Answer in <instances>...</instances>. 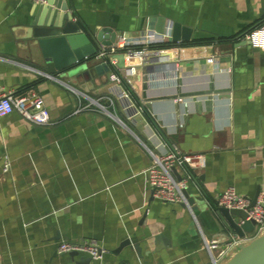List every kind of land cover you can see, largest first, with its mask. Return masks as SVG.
I'll list each match as a JSON object with an SVG mask.
<instances>
[{"label": "crops", "instance_id": "obj_1", "mask_svg": "<svg viewBox=\"0 0 264 264\" xmlns=\"http://www.w3.org/2000/svg\"><path fill=\"white\" fill-rule=\"evenodd\" d=\"M67 1L82 26L167 45L155 49L169 55L127 59L131 86L98 73L54 78L32 44L34 2L0 0V96L37 94L52 119L0 117V264H213L206 241L224 258L235 233L216 214L219 196L229 187L251 200L264 193V50L246 40L264 24V0ZM175 23L190 40L171 41ZM135 107L141 114L130 118ZM172 146L206 157L191 170L193 205L148 187L149 149ZM89 240L108 250L103 259L58 251Z\"/></svg>", "mask_w": 264, "mask_h": 264}, {"label": "water", "instance_id": "obj_2", "mask_svg": "<svg viewBox=\"0 0 264 264\" xmlns=\"http://www.w3.org/2000/svg\"><path fill=\"white\" fill-rule=\"evenodd\" d=\"M34 4L32 44L39 50L41 62L50 76L56 78L68 75L72 77V81L87 82L95 73L106 74L110 78L112 70H115L111 66V57L117 60V68H128L124 50L106 54L104 58L108 63L97 57L104 48H109L120 40L113 29L82 26L81 22L75 21V14L70 10L67 0H44ZM191 33V29L175 23L171 41L190 40ZM163 54L169 55L162 53L156 57L165 56ZM82 88L88 91L86 86ZM184 195L188 204L193 205L194 198L190 197L187 189L184 190ZM255 201L256 199L252 200L251 207ZM216 214L226 230L240 238L254 231L255 221L247 219L246 210L220 206ZM128 243L126 241L121 246ZM135 248L139 251L138 246ZM231 251V254L228 253L217 264H264V232L254 236L249 242L235 245Z\"/></svg>", "mask_w": 264, "mask_h": 264}, {"label": "built area", "instance_id": "obj_3", "mask_svg": "<svg viewBox=\"0 0 264 264\" xmlns=\"http://www.w3.org/2000/svg\"><path fill=\"white\" fill-rule=\"evenodd\" d=\"M34 2H43L44 0H32ZM246 40L255 48L264 50V24L251 30L246 35ZM135 42H140L142 45L140 49H136L133 45ZM151 41L142 39L139 41H129L127 39L120 40L113 44L109 48H104L98 54V58L103 59L104 62L108 61L104 58L106 54H115L119 50H124V54L127 59L139 56L143 60H146L150 55H158L165 50L151 49L153 45ZM111 66L115 70H112L110 80L116 84H121L126 81L128 85H132L128 79L130 73L135 72V67L130 66L123 70L117 68V60L115 58L110 59ZM121 98L126 101L124 103V109L129 111L134 108L132 104L131 94L128 92H122ZM113 102V101H112ZM95 103L103 110H107L106 107L99 101ZM18 112L27 121L40 126L50 125L52 123L49 110L46 108L44 100L37 94L30 93L27 95L15 96L13 93H7L0 96V117L6 116L13 112ZM134 114L130 116L133 118L135 114H141V111L135 107ZM109 112V111H108ZM110 113V112H109ZM164 146L163 144H161ZM149 152L153 156V162L147 169V184L152 192V196L171 204H188L187 198L184 195V190L188 188L189 182L192 179L193 169L202 168L205 166L206 157L201 153L187 154L183 153L177 146H172L170 150L156 153L152 149ZM181 167L185 169L186 175L180 179L176 178L173 174V169ZM10 168V163L7 160L4 163L3 171L6 173ZM252 200L242 194H240L234 187L227 188L218 198V204L230 209H243L247 212V219L255 221L254 231L247 234L244 238L233 236V241L230 246L237 245L239 243H245L251 240L254 236L264 232V193H260L255 201V204L251 207ZM191 207V206H190ZM217 241H206V248L211 253L213 264H217L220 258L223 257L225 251L222 250L217 256L215 251L218 249ZM60 253H85L91 260H101L108 252L106 248L100 245L95 240L83 241V242H69L62 241L58 246Z\"/></svg>", "mask_w": 264, "mask_h": 264}, {"label": "trees", "instance_id": "obj_4", "mask_svg": "<svg viewBox=\"0 0 264 264\" xmlns=\"http://www.w3.org/2000/svg\"><path fill=\"white\" fill-rule=\"evenodd\" d=\"M167 45H161V46H150L151 49H155V48H166ZM136 49H140L141 47L140 46H134Z\"/></svg>", "mask_w": 264, "mask_h": 264}, {"label": "rangeland", "instance_id": "obj_5", "mask_svg": "<svg viewBox=\"0 0 264 264\" xmlns=\"http://www.w3.org/2000/svg\"><path fill=\"white\" fill-rule=\"evenodd\" d=\"M249 242V241H248Z\"/></svg>", "mask_w": 264, "mask_h": 264}]
</instances>
